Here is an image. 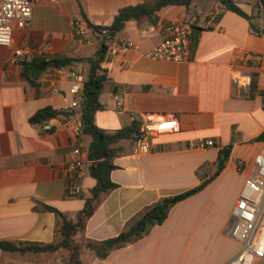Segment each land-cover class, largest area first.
Masks as SVG:
<instances>
[{
  "label": "crops",
  "instance_id": "crops-1",
  "mask_svg": "<svg viewBox=\"0 0 264 264\" xmlns=\"http://www.w3.org/2000/svg\"><path fill=\"white\" fill-rule=\"evenodd\" d=\"M33 1L32 19L13 23L14 48L41 51L42 56L15 60L14 48L0 47V240L50 244L56 215L36 208L45 204L75 217L97 184L87 166L82 194L67 195L66 165L78 147L89 151L92 142L71 130L80 119L82 101L71 89L83 88L90 65L44 67L32 84L22 64L94 57L101 38L82 14L95 26L109 27L122 8L153 0ZM234 1L264 31L260 0ZM158 15L156 25L148 19L130 21L117 35V41H132L138 50L106 55L102 68L108 81L100 95L104 108L95 121L101 129L117 131L133 123L142 126L153 113L177 118L180 130L155 137L147 155L138 153L135 140L118 144L121 153L111 174L118 187L102 199L87 223L86 237H116L150 205L200 185L206 167L226 159L225 168L204 190L177 204L163 225L105 260L86 251L85 264H227L241 249L230 230L245 180L256 157L264 154V141L258 140L264 134V34L218 0L197 1L190 9L171 6ZM79 18L86 22L84 34L75 30ZM182 19L193 23L191 60L147 57L163 39V26ZM254 77L257 90L251 97ZM76 100L78 107L70 108ZM46 108L69 115L32 123L33 115ZM203 141L213 146L200 147ZM17 256L0 251V264H16Z\"/></svg>",
  "mask_w": 264,
  "mask_h": 264
},
{
  "label": "trees",
  "instance_id": "trees-1",
  "mask_svg": "<svg viewBox=\"0 0 264 264\" xmlns=\"http://www.w3.org/2000/svg\"><path fill=\"white\" fill-rule=\"evenodd\" d=\"M197 1L202 0H153L136 6L125 7L118 12L113 24L109 27L95 26L82 14L88 27L101 38V47L94 57L23 62V75L32 84L35 83V79L40 75V70L44 67L62 68L81 62L90 65L88 78L83 86L82 101L78 112L82 122L83 134L92 138L88 151L89 171L97 184L90 191V195L84 198L85 206L75 217H70L58 209L45 204H40L36 208V210L49 211L56 215L55 239L52 243L43 244L0 240V251L4 254H17L21 256L60 253L64 255L63 264H85L83 255L86 251H89L97 259L105 260L114 251L138 242L149 234L154 227L163 225L177 204L204 190L210 182L221 174L225 168L226 159H219L214 164V167H206L204 169L205 176H202L201 183L197 187L178 195L164 197L144 209L128 222L125 229L118 236L103 241H94L86 237L87 223L94 215L102 199L118 187L111 179L112 171L116 169L114 160L121 153L118 144L123 140L137 141L142 130V126L138 123H133L117 131L101 129L96 125V113L104 108L100 102V95L108 81V77L106 71L102 68V63L105 61L108 49L128 22H140L148 19L151 24L156 25L159 21L158 14L162 9L171 6H183L190 9ZM218 1L227 10L246 19L256 33L264 34V31L254 24L253 17L245 13L234 0ZM259 3L260 5H264V0H260ZM256 90L257 81L254 77L250 84L251 97L255 96ZM64 114L69 115V113L63 111L46 108L35 113L31 118V122L42 123ZM258 140L264 141V134ZM224 153L229 156V150H226ZM242 168V165H240V169Z\"/></svg>",
  "mask_w": 264,
  "mask_h": 264
},
{
  "label": "built area",
  "instance_id": "built-area-1",
  "mask_svg": "<svg viewBox=\"0 0 264 264\" xmlns=\"http://www.w3.org/2000/svg\"><path fill=\"white\" fill-rule=\"evenodd\" d=\"M34 5L33 0H0V47L14 48L13 23L30 21ZM197 19L198 15H195L194 21ZM85 23L83 18L76 20L75 30L78 34H84ZM193 44V23L182 19L163 26V39L149 50L146 56L155 60L189 61L194 52ZM136 50L138 46L132 41L114 40L108 49L107 56L126 54ZM33 55L41 57L42 52L14 48L15 60L26 59ZM71 90L75 95L82 97L83 88L80 85H74ZM78 105L76 100L70 108H76ZM71 130L78 136L83 134L81 119L72 122ZM179 130L177 118L147 114L137 140L138 153L149 154L155 137L174 134ZM199 146L203 148L213 146V142L203 141ZM88 154V150L78 147L74 158L66 165L68 197L82 194L80 180L82 172L89 166ZM233 218L230 236L241 245V249L227 264H255L257 260H264V154L258 155L255 159L251 173L247 176L240 198L233 209Z\"/></svg>",
  "mask_w": 264,
  "mask_h": 264
},
{
  "label": "rangeland",
  "instance_id": "rangeland-1",
  "mask_svg": "<svg viewBox=\"0 0 264 264\" xmlns=\"http://www.w3.org/2000/svg\"><path fill=\"white\" fill-rule=\"evenodd\" d=\"M64 255L57 254H41L40 256H36L33 258L28 257V255L21 256L18 255L16 260V264H63Z\"/></svg>",
  "mask_w": 264,
  "mask_h": 264
}]
</instances>
